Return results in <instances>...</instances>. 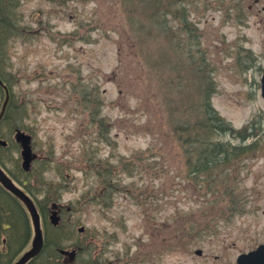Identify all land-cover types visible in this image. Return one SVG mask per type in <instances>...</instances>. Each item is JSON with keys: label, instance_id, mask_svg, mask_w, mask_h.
Listing matches in <instances>:
<instances>
[{"label": "rangeland", "instance_id": "rangeland-1", "mask_svg": "<svg viewBox=\"0 0 264 264\" xmlns=\"http://www.w3.org/2000/svg\"><path fill=\"white\" fill-rule=\"evenodd\" d=\"M15 1L18 32L0 41L9 127L32 135L45 190L68 187L86 264H237L264 244V0H177L178 19L134 0L133 22L126 0ZM209 96L234 128L255 121V137L206 139ZM204 140L247 147L193 175Z\"/></svg>", "mask_w": 264, "mask_h": 264}, {"label": "flooded vegetation", "instance_id": "flooded-vegetation-1", "mask_svg": "<svg viewBox=\"0 0 264 264\" xmlns=\"http://www.w3.org/2000/svg\"><path fill=\"white\" fill-rule=\"evenodd\" d=\"M0 77L11 90L12 74L4 73L0 68ZM0 93L1 96L5 93L2 85ZM12 104L10 95L8 108L0 121V170L2 178L8 179L28 200L24 201L0 180V264H86L83 258L89 250V231L85 226L78 227V233L86 236L81 239L75 231L76 227L73 228L78 224L75 219L76 206L72 200H64L68 188L65 184L55 183L54 189L50 191L40 184V164L44 159L34 151L33 140L31 163L25 165L23 147L12 136V128L9 127L12 122ZM29 204L35 208L38 216L36 220ZM40 226L43 233L42 250L39 249L36 255L23 262L34 247H38L36 237L40 238ZM165 256L159 255L160 258ZM160 258L158 260L162 261ZM103 262L94 264H112ZM116 263L132 264L128 259L120 258Z\"/></svg>", "mask_w": 264, "mask_h": 264}, {"label": "trees", "instance_id": "trees-1", "mask_svg": "<svg viewBox=\"0 0 264 264\" xmlns=\"http://www.w3.org/2000/svg\"><path fill=\"white\" fill-rule=\"evenodd\" d=\"M134 0H126L125 2V8H126V12H129L130 16L132 15L131 21L133 22V15H135L134 13L137 12L135 5H134ZM145 2V0H142ZM177 0H169V2L164 6L162 3V0H146V2L148 3L147 6L145 7L146 11H150V9L148 10V8L151 4V6L153 7L152 10L155 12V15H159L160 17H163L164 14L170 13L172 15H174V17L176 19L178 18H182V13L180 12V10L178 11L177 8H174V6H176ZM176 2V3H175ZM0 4H1V11H0V41H6L8 40L10 37H13L14 35L17 34L18 29L16 26V22L15 21H9V17H7V15L9 16L10 13L11 15L13 14V12L15 11L16 6H18L17 2L15 0H0ZM155 8V9H154ZM174 8V9H173ZM138 9V8H137ZM142 13H143V8H142ZM143 14H146V12H144ZM154 14V13H153ZM186 17V16H185ZM186 19V18H185ZM183 20V19H182ZM185 24V22H184ZM185 31L188 32L187 30V24H185V26L183 28H181V31ZM140 40L139 37L136 36L135 40ZM84 103H88V101H84ZM204 108H205V114L204 117L202 119V128L204 129L206 139H208V137H211L210 132H217V133H231L236 137H239L246 142L247 138H252L255 137L254 131L251 133H248V131L252 128H254V123L255 121L251 122L250 124H248L246 127H244L243 129L237 130L235 129L231 124H229L228 122H226V120H224L213 108H212V104H211V96L206 98V102L204 103ZM101 122H104L103 120H101ZM188 127H185L184 125H178L177 128V134H178V138L179 140H183L184 142H186L184 140V134ZM196 135V134H194ZM190 140L192 139L191 135H190ZM247 147V146H246ZM246 147L244 146H233L230 144H225L222 142H214L211 140H204L202 142L201 145V149L198 150L197 148L194 149V153H195V158H192L191 162H192V172L193 175H199L200 173H207L208 171L213 170V168L219 167V166H224L223 164H225L227 161H232L233 159H237L239 157H241L242 154H244V150H246ZM214 177H217L216 175H212ZM232 194H233V190L232 191H225L224 193H222V198H229L231 200L232 198ZM232 199H235L232 198ZM226 209H232V212L237 211V209L239 210V207L236 206H228Z\"/></svg>", "mask_w": 264, "mask_h": 264}, {"label": "water", "instance_id": "water-1", "mask_svg": "<svg viewBox=\"0 0 264 264\" xmlns=\"http://www.w3.org/2000/svg\"><path fill=\"white\" fill-rule=\"evenodd\" d=\"M0 84H2V80L0 79ZM5 90H6V100L4 102V105L2 107V110L0 112V120L2 119V117L4 116L7 104L9 102V92L8 89L4 86ZM262 96L264 97V74L262 77ZM16 138L18 141L21 142V144L23 145V156L25 157L26 160V164L29 163V161L31 160V148H30V140L31 137L28 136L26 133L22 132V131H18ZM2 171L0 170V180L4 182V184H6L7 186H9L14 193L18 194L24 201L28 200L26 197H24L23 195H21V191L19 189H17L15 187V185H13L12 183H10V181L8 179H3L2 178ZM30 200V199H29ZM29 208L32 211V215L34 217V219H37V214L35 213V208L29 204ZM35 225H36V221H35ZM36 245H38V247H34V249L23 259V262L26 261L27 259H29L30 257L36 255L40 249V251L42 250L43 247V233L41 230V226H40V238H38V236L36 237ZM198 254H201V251L197 252ZM22 263V262H21ZM239 264H264V245L260 246L258 249H256L255 251H252L248 254H244L242 256H240L239 260H238Z\"/></svg>", "mask_w": 264, "mask_h": 264}]
</instances>
